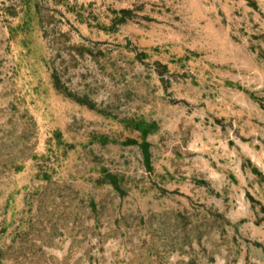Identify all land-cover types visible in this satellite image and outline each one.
Wrapping results in <instances>:
<instances>
[{"label": "rangeland", "instance_id": "1", "mask_svg": "<svg viewBox=\"0 0 264 264\" xmlns=\"http://www.w3.org/2000/svg\"><path fill=\"white\" fill-rule=\"evenodd\" d=\"M205 2L230 4L225 84L261 106L264 0ZM183 13L0 0V264H264V151L214 144L215 79L164 39Z\"/></svg>", "mask_w": 264, "mask_h": 264}, {"label": "crops", "instance_id": "2", "mask_svg": "<svg viewBox=\"0 0 264 264\" xmlns=\"http://www.w3.org/2000/svg\"><path fill=\"white\" fill-rule=\"evenodd\" d=\"M157 2L165 8L170 7L171 10L178 5L184 10L183 22L180 14L178 19L171 18L172 26L166 22L162 23V29L166 33L164 39L175 42L187 40L185 50H188L190 57H198V71L202 74L211 72L215 79L218 95L214 99H206V109L203 112L205 114L211 110L213 117L218 120L214 144L220 146L222 154H236L237 146L250 157L258 151L257 147L264 151V88L259 91L263 95L260 106L247 103L243 97L238 98L234 85L225 84L227 80H232V28L229 23H224L219 9L230 7V4L207 3L205 0ZM221 158L225 159L223 155ZM227 166L231 167V163ZM237 166L240 167V162Z\"/></svg>", "mask_w": 264, "mask_h": 264}, {"label": "trees", "instance_id": "3", "mask_svg": "<svg viewBox=\"0 0 264 264\" xmlns=\"http://www.w3.org/2000/svg\"><path fill=\"white\" fill-rule=\"evenodd\" d=\"M137 127H140V123L139 124H136ZM148 132V130L146 129H143V132H142V136H144L146 133ZM148 143L145 139H143L142 143H141V148H142V153H143V157L145 160H148L149 158V151H148Z\"/></svg>", "mask_w": 264, "mask_h": 264}]
</instances>
